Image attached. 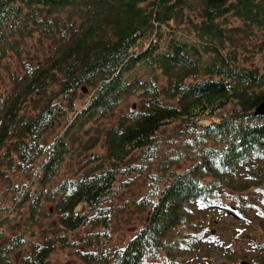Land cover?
Here are the masks:
<instances>
[{"label": "trees", "instance_id": "trees-1", "mask_svg": "<svg viewBox=\"0 0 264 264\" xmlns=\"http://www.w3.org/2000/svg\"><path fill=\"white\" fill-rule=\"evenodd\" d=\"M34 36L44 57L29 48ZM262 52L264 0H0V79L5 60L22 62L0 91V181L21 171L42 187L25 199L15 184L30 216L14 235L0 225V264L20 252L22 264H51L88 226L87 264H229L215 249L251 264L238 263V242L222 238L214 213L243 225L264 264ZM134 96L138 106L122 108ZM137 176L146 188L119 201ZM46 199L59 215L51 234L41 228ZM126 210L142 224L109 247Z\"/></svg>", "mask_w": 264, "mask_h": 264}, {"label": "rangeland", "instance_id": "rangeland-1", "mask_svg": "<svg viewBox=\"0 0 264 264\" xmlns=\"http://www.w3.org/2000/svg\"><path fill=\"white\" fill-rule=\"evenodd\" d=\"M64 13V12H63ZM67 12L65 15H62V17L65 19ZM37 35V34H36ZM29 48L33 50L36 54L40 53L42 57L45 56L46 52L49 51V47L46 45L43 46L40 44V39H38V36L30 37L29 38ZM38 48V50H35ZM264 53H259L256 55L255 60H264ZM263 55V56H262ZM11 59V60H10ZM7 59L4 61L5 64L10 63V65L6 66V68L3 69V77L0 79V91H3V89H7L11 87V74L16 73L18 71H21V58L19 56H15ZM11 67V70L8 68ZM91 91H86L85 95H82L79 101V104L87 102L91 97ZM140 101L139 97H132L129 102H126V104L122 107L125 109H129L132 104L135 106H138V103ZM121 108V109H122ZM120 109V110H121ZM123 110V109H122ZM111 121H114V118L111 116L109 117H98L97 119L93 120L94 127H101L104 128V130L111 124ZM92 132H98L97 128L92 129ZM97 152L103 153L105 151L104 145L102 142L100 143L99 147L96 148ZM81 159V157H80ZM79 159V160H80ZM64 175V174H63ZM36 176L32 175L31 173H21V171H17L16 173H10V177L8 179H4L3 181H0V225H2L4 228L7 229L8 233L10 235H14L20 230H22V226L24 223H26V220L30 216V208L28 206L23 207H16L17 205V191H15L14 186L15 184H19L23 186L21 188V191H23L24 195L23 197L26 199V196L30 189L34 191V189L39 190L42 189V187L37 186L34 188L30 185L32 184V181L34 180ZM132 181L131 185H124L122 190V198L119 201H122L124 198L128 197L133 199L135 193H139L141 189L146 188V179L141 176L135 177ZM30 184V185H29ZM27 185H29L27 187ZM117 186H121V181L117 183ZM123 186V185H122ZM250 192V190H249ZM249 194H253V192H250ZM264 194V193H263ZM257 197V196H255ZM31 200V198H30ZM25 201V200H23ZM22 201V202H23ZM10 208V209H9ZM9 209V210H8ZM10 213V214H9ZM248 216L250 219V228L247 230L250 231L251 236L255 238L258 235L262 233V230L260 228L258 217L256 216V210H250L247 211ZM131 214V213H130ZM122 219L119 221H116L114 224V227L112 229V236L109 238H105L107 241L106 245L109 247L114 246L118 242H124L126 241L128 234H133L136 230L135 226H140L142 224V218L143 214H137L132 213V219H127L129 216V211L126 210L125 214H121ZM215 217L219 219L221 223L218 224L219 232L222 236V238L225 239V241L228 243L235 245V240L238 242L237 247L239 248L240 255H243L242 259L238 260V263H240L241 260H245L250 262L251 264H257L258 259L260 257V252L254 247V242L251 244L248 242H244L241 239L243 238L242 232L243 226L240 222L235 221L232 217L227 215H218L214 213ZM138 217L136 220H133L134 217ZM39 217V216H38ZM8 219H11L12 222H7ZM5 221V222H3ZM42 230L46 231L47 234H51L52 231H59V215L56 212V202L44 200L43 205L41 207V217H40ZM22 225V226H21ZM217 226V227H218ZM91 227H85L83 229H80L79 231L75 232L74 234H71L70 236V244H66L65 247L59 246L52 254L51 256V264H87V262L84 259L83 252L89 251L90 247H87L88 240V231H90ZM245 230V229H244ZM51 231V232H50ZM237 233V234H236ZM244 233V232H243ZM8 236H6V240L4 242H0V247L4 246L6 242H8ZM25 252L15 253L13 254L14 260L13 264H22V256ZM227 252L215 249L212 253L214 256V259H220V262H226L229 264H233L231 257L226 254ZM199 262V261H198Z\"/></svg>", "mask_w": 264, "mask_h": 264}, {"label": "water", "instance_id": "water-1", "mask_svg": "<svg viewBox=\"0 0 264 264\" xmlns=\"http://www.w3.org/2000/svg\"><path fill=\"white\" fill-rule=\"evenodd\" d=\"M256 112L264 114V101L257 107Z\"/></svg>", "mask_w": 264, "mask_h": 264}]
</instances>
